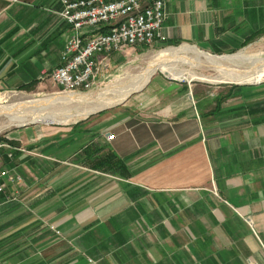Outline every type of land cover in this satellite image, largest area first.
Masks as SVG:
<instances>
[{
    "label": "crops",
    "instance_id": "0c3cea01",
    "mask_svg": "<svg viewBox=\"0 0 264 264\" xmlns=\"http://www.w3.org/2000/svg\"><path fill=\"white\" fill-rule=\"evenodd\" d=\"M61 9L0 0V92L61 64ZM166 12L156 47L231 56L264 39V0H166ZM135 48L99 56L93 88ZM203 86L155 72L120 102L8 132L2 162L22 180L2 198L0 264H264V81Z\"/></svg>",
    "mask_w": 264,
    "mask_h": 264
},
{
    "label": "built area",
    "instance_id": "2783aa9c",
    "mask_svg": "<svg viewBox=\"0 0 264 264\" xmlns=\"http://www.w3.org/2000/svg\"><path fill=\"white\" fill-rule=\"evenodd\" d=\"M59 15L70 25V33L61 53V64L52 69L50 77L63 91L92 89L102 62L114 52L143 45L153 47L157 40L165 41L162 28L167 18L166 0H59ZM105 62V61H104ZM77 91V92H78ZM109 139L115 136L108 135ZM13 156L15 146L0 142V150ZM22 178L3 165L0 152V206L6 201L8 182ZM253 264H259L254 262Z\"/></svg>",
    "mask_w": 264,
    "mask_h": 264
},
{
    "label": "rangeland",
    "instance_id": "374dc122",
    "mask_svg": "<svg viewBox=\"0 0 264 264\" xmlns=\"http://www.w3.org/2000/svg\"><path fill=\"white\" fill-rule=\"evenodd\" d=\"M176 47L177 50L166 58V65L176 72H167L162 68L157 69L156 72H164V74H166L168 77L178 78L180 80L190 81L191 79H194V82L211 85L203 86V88L206 90L208 88L216 87L227 89V86L239 84L235 83L234 81L229 82V80L224 79L225 75H223L221 68L230 73L231 71L232 73H251L261 67V65L264 66V64L259 61V63L257 62L256 64H251L248 61H244L245 59H249L251 57L252 60L254 57H264V39L247 46L238 54L231 55L232 57L228 56L229 58L238 57L244 59L242 61L243 63L241 61H229V63L228 61H222L220 63L221 66H216L212 63L206 62L203 55L184 53L181 49L183 47L182 45L163 47L136 46L135 50H133L132 63H129L126 68L122 69L121 71H115L114 69L108 71L107 69H102V75L106 73H112L107 78L102 79V90L99 88H92L89 91L76 90L73 92H65L63 91V88L56 84L50 76H44L42 79H40L41 86H34L30 90H10L0 92V109H2V107H10L13 113H16V115L20 116L17 117V119L15 117L12 119L9 116H5L3 113L0 114V142H2L8 132L22 129L23 127L32 125L33 123L46 121L66 122L70 118L87 114L84 113L86 112L85 110L90 109L93 106L97 108L99 107L96 105L100 104V99H102L103 102V100L105 101L113 98L119 93V91L125 89V87H128L127 85H129L130 81L135 76L142 75L143 73L147 72L150 69L152 62H154L156 57H158L160 51L169 48L174 49ZM211 55L217 56L214 54ZM228 68L229 70H227ZM218 79H221L222 81H219ZM139 91L136 90L131 93L135 94ZM64 95L83 96V98L86 99L88 103L83 101L69 103L52 101L51 103H46L43 105L36 104L37 106L35 104L22 103V101L24 102L28 99H43L50 97V99H56V97Z\"/></svg>",
    "mask_w": 264,
    "mask_h": 264
},
{
    "label": "bare ground",
    "instance_id": "6f19581e",
    "mask_svg": "<svg viewBox=\"0 0 264 264\" xmlns=\"http://www.w3.org/2000/svg\"><path fill=\"white\" fill-rule=\"evenodd\" d=\"M181 49L186 54L187 53H193V54H197V55H203L206 62L212 63L213 65H216V66H221L220 63L222 61H228V63H229V61H232V62H240L241 61L242 62L244 60V59H241V58H238V57L237 58H229L230 56L229 57L228 56H224V57L211 56L209 54H206V53H203V52L199 51L197 48L192 47V46H183ZM176 50H177V48H174V49L169 48V49L160 51L158 57H156L154 62H152V65H150L151 67H150V69L147 72L143 73L142 75L135 76L130 81L129 85H127L128 87L124 86L125 89L119 91V93L116 94L113 98H111L109 100H105V101L103 100L102 107L103 106H108L110 104H114V103H117V102H120L123 99H125L131 92L139 90L142 87H144V85L147 83V81L150 79V77L159 68H162L163 70H166L167 72H176V71H174L173 69H171L170 67H168L166 65V58L171 53H174ZM251 58L245 59L244 61H248L251 64H254V63L256 64L259 61L262 64H264V57H262V58L254 57L253 60ZM227 70H229V68ZM221 71H222L223 75H225L224 79L229 80V82L230 81H232V82L234 81L235 83H251V82H260V81L264 80V66L263 65H261V67H259L258 69H256V71L251 72V73L250 72H247V73H242V72L241 73H237V72L232 73V71L230 73V72H226V70H223V68H221ZM219 81H222V80L220 79ZM119 88H120V86H119ZM114 90H115V88H114ZM50 98L28 99V100H26L24 102L22 101V103L23 104H35V105L39 104V105H43V104H46V103H51L52 101H59V102H62V103L63 102L69 103V102H75V101L87 102L86 99L83 98V96H79V95H64V96L56 97V99H50ZM88 98H90V97H88ZM100 107H101V105H100ZM95 108H97V107L93 106L90 109L85 110L86 112H84V113H89L92 110H94ZM2 113L5 116L11 117L12 119H13V117H15L16 119H17V117H20L19 115H16V113H13L12 110L10 109V107H2V109H0V114H2ZM18 119H20V118H18Z\"/></svg>",
    "mask_w": 264,
    "mask_h": 264
},
{
    "label": "trees",
    "instance_id": "16d2710c",
    "mask_svg": "<svg viewBox=\"0 0 264 264\" xmlns=\"http://www.w3.org/2000/svg\"><path fill=\"white\" fill-rule=\"evenodd\" d=\"M22 89H26V88H24V86H22ZM5 139H3L2 141H4ZM14 146V145H13Z\"/></svg>",
    "mask_w": 264,
    "mask_h": 264
},
{
    "label": "water",
    "instance_id": "95a60500",
    "mask_svg": "<svg viewBox=\"0 0 264 264\" xmlns=\"http://www.w3.org/2000/svg\"><path fill=\"white\" fill-rule=\"evenodd\" d=\"M194 47V46H193ZM198 49V48H197ZM194 79H191V81H193ZM252 83V82H251Z\"/></svg>",
    "mask_w": 264,
    "mask_h": 264
}]
</instances>
